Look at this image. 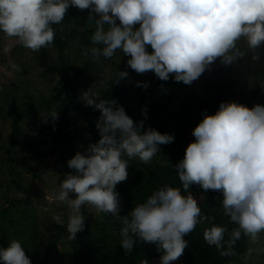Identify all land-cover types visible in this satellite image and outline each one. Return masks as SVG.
Instances as JSON below:
<instances>
[{
  "label": "trees",
  "instance_id": "obj_1",
  "mask_svg": "<svg viewBox=\"0 0 264 264\" xmlns=\"http://www.w3.org/2000/svg\"><path fill=\"white\" fill-rule=\"evenodd\" d=\"M214 1L0 0V7L9 9L4 13L0 8V69L11 75L13 65L8 63V55L16 56L32 40L58 51V63L62 64L61 92L45 101L57 104L59 109L42 127L33 125L34 129L26 132L21 126L29 107L24 113L9 109L12 115L3 109L20 90L16 84H12L11 93L7 92V100L0 101V123L8 120L11 125V132L6 131V173L13 159L22 169L21 179L4 181L5 164L1 163L0 188L9 182V197L13 190H21L27 162L45 165L54 159L63 170H70L80 162L78 147L105 149L114 158L119 175L116 205L106 217L116 235L106 264L246 263L250 234L244 218L246 213L264 209V146L252 158L243 159L237 151L253 138L264 142V89L260 88L264 66L249 78L252 62L237 56L251 47L255 48L252 55L264 54V50L256 42L240 46L231 25L230 51L223 48L224 36V40L213 37L214 47L207 44L205 50L214 55V60L194 63L186 71L172 57V50L183 44L181 37L176 48L163 47L153 39L157 32L147 24L138 21L125 26L117 22L127 18L122 12L128 6L152 3L166 10L183 3L191 11V30L185 36L190 57L204 61L196 47L203 37L212 36L206 22L214 18ZM255 1L264 11V0ZM104 14L109 17L97 25ZM103 37L104 41L98 40ZM71 51L78 58H103L102 62L115 67L103 91L91 93L96 95L92 103H85L81 95L90 85L93 88L91 76L82 83L93 67L78 68L68 63ZM234 52H238L236 59ZM133 77L141 81L129 87ZM197 78L203 82L199 89L219 96L208 97L203 103V92L190 83ZM28 92L23 95L32 105ZM240 98L245 100L240 106L252 137L235 128L239 114L233 108ZM15 100H21L19 92ZM248 108L254 109L253 115H248ZM108 140L114 145L107 146ZM132 144L147 154L143 161L128 157ZM7 195L5 208L0 209V233L10 231L5 222L17 221L8 214L16 201ZM91 228L78 224L65 236L75 264H100L99 251L94 247L97 228L94 232ZM62 234L59 228L56 240L47 246V261L57 250ZM30 238L32 246L37 247L36 254L41 253L45 242L35 243L38 236L33 231ZM0 264H9L4 254L0 255Z\"/></svg>",
  "mask_w": 264,
  "mask_h": 264
},
{
  "label": "rangeland",
  "instance_id": "obj_2",
  "mask_svg": "<svg viewBox=\"0 0 264 264\" xmlns=\"http://www.w3.org/2000/svg\"><path fill=\"white\" fill-rule=\"evenodd\" d=\"M214 4V18L206 22V24L210 23L209 29L212 36L203 37L202 44L198 42L199 46L196 47L197 50L199 49L204 61L200 59L196 61L190 57V43L185 41V36L191 30L190 26H188V24L192 23L189 20L191 11L183 3L173 4L167 7L168 9L166 10L152 3L128 6L122 12V16L124 14L128 15L127 18L117 22L123 23L125 26L126 24H129L128 26L134 25L138 21L142 24H147L151 31L157 32L153 39L159 41L163 47L176 48V42L181 37L183 44L172 50V57L176 61V65L179 64L186 71L194 63L203 62L207 64L210 60H214V55L209 54L211 52L205 50V45L207 44L214 47L213 37L223 40L225 37L224 42L226 43L223 48L229 50V26L231 25H234L233 30H235V35H237L234 38L240 46L244 47L250 42H256L264 50V11L256 6V4L260 3H256L255 0H215ZM0 8L4 13L9 10L5 6ZM99 17L97 25L101 26L109 16L104 14ZM170 20L177 23L178 26L173 27L169 22ZM98 40L104 41L105 38H99ZM254 50L255 48L251 47L249 50H245L246 53L239 56H237L238 52H234L233 57V59H236V56H243V61L247 59L246 62H252L249 78H251L252 73L260 68L262 69L264 66V54L255 52L252 55ZM68 55L70 57L68 63L78 68L83 66L93 67L85 73L84 81L82 80L84 84L89 76L93 77V88L90 85L87 88V92H83L81 95L85 103H92V98L96 95L91 93H101L103 91L106 87V82L114 76L115 67L108 64V62H102L103 58L95 59L94 57L88 58L86 56L78 58L73 51ZM58 59V51L45 48L37 40H32L26 43L23 51L17 52L16 56L8 55L7 61L8 63L11 61L13 65L11 75H6L0 69V101L7 100L8 93H11L14 89L12 84H16L20 88L18 92L21 94V100H15L18 97V92L12 95L10 101L3 109L12 115L9 109H17L24 113L26 108H30V111L23 114L21 120V126L26 132L32 131L34 129L33 125L39 124L42 127L49 120V117H52L59 109L57 104L49 105L45 102L51 99L53 95L61 92L59 79L62 75V64L58 63ZM193 69L196 68L193 67ZM179 71L180 68H178ZM139 81L141 80L136 77L130 78L128 86H135ZM190 83L196 85L199 89V84L203 82L201 78H197L196 81ZM260 88L264 89V80L260 82ZM27 90L33 99L34 104L32 105H29L28 100L23 95L24 91ZM202 92L203 103L208 97L212 96L211 99H214L219 96L216 94L217 92L213 94L205 90ZM184 94L189 95L187 92ZM241 100V98L236 99L237 106L233 108L239 114V120L236 122L235 128L241 130L247 137H252L249 132V124L243 117L244 110L240 106ZM223 103L225 104V101ZM6 112H4L5 115ZM253 114L254 109L248 108V115L251 116ZM135 118H137V115ZM5 121L4 125L0 123L3 131V135H0V155H2L0 156V164H5L3 168L6 173L8 160L6 157L8 156L9 145L7 137L8 133L11 132V125L8 120ZM6 131L9 132L6 133ZM106 145L112 146L114 144L108 140ZM263 146L264 142L253 138L250 144L239 149L237 153L243 159L252 158L262 151ZM130 147H132V151L129 152L128 157L131 158L132 155L133 158L143 161L147 154L142 152L136 144H132ZM91 154H94L95 157L92 158ZM78 155L80 157L79 164L71 166L70 170H63L60 165L55 164V161L45 165H34L31 162H27V170H24L23 173L24 182L21 190H13L9 197L7 191L10 183L7 182L5 187L2 186L0 188V209L6 206L4 200L6 195L11 201H16V204L8 211V214L9 216L14 215L17 221L13 224L5 222L8 223L6 225L10 231L4 230L0 233V255L4 254L9 264H42L46 248L56 240L59 228L63 230L62 240L58 242V248L52 253L47 264H75L72 252L70 253L71 248L64 239L78 224H89L97 228L98 240H96L94 247L99 251L97 252L98 261L100 264H106V260H110L108 254L112 247L111 240L116 235L109 229L110 224L106 217L116 205V191L119 185L117 166L109 152L103 148H97L95 145L78 147ZM8 168L9 172L3 177L4 181H9L10 178L13 181L16 178L21 179L22 169L17 160L13 159L9 163ZM244 222L250 234V250L245 258V264H264V209L246 213ZM94 228H91L92 232H94ZM32 231L38 236L35 243L39 245V243L43 244L45 242L39 254L35 252L37 247L32 246L33 242L30 238ZM102 237L105 238L103 239ZM15 255L17 257H14ZM19 260L22 261L19 263ZM147 264H162V262Z\"/></svg>",
  "mask_w": 264,
  "mask_h": 264
},
{
  "label": "water",
  "instance_id": "obj_3",
  "mask_svg": "<svg viewBox=\"0 0 264 264\" xmlns=\"http://www.w3.org/2000/svg\"><path fill=\"white\" fill-rule=\"evenodd\" d=\"M51 163H53V159H51ZM42 264H47V257L44 258Z\"/></svg>",
  "mask_w": 264,
  "mask_h": 264
},
{
  "label": "clouds",
  "instance_id": "obj_4",
  "mask_svg": "<svg viewBox=\"0 0 264 264\" xmlns=\"http://www.w3.org/2000/svg\"><path fill=\"white\" fill-rule=\"evenodd\" d=\"M53 161H54V159H53ZM50 162H51V160H50Z\"/></svg>",
  "mask_w": 264,
  "mask_h": 264
},
{
  "label": "bare ground",
  "instance_id": "obj_5",
  "mask_svg": "<svg viewBox=\"0 0 264 264\" xmlns=\"http://www.w3.org/2000/svg\"><path fill=\"white\" fill-rule=\"evenodd\" d=\"M220 140V139H219Z\"/></svg>",
  "mask_w": 264,
  "mask_h": 264
}]
</instances>
